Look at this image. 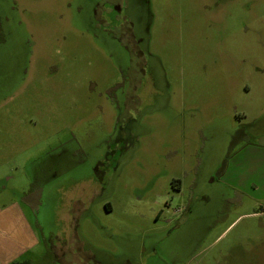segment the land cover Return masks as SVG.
I'll list each match as a JSON object with an SVG mask.
<instances>
[{
    "label": "rangeland",
    "instance_id": "374dc122",
    "mask_svg": "<svg viewBox=\"0 0 264 264\" xmlns=\"http://www.w3.org/2000/svg\"><path fill=\"white\" fill-rule=\"evenodd\" d=\"M251 142L264 0H0L2 252L264 264V201L220 178ZM258 146L243 178L264 172Z\"/></svg>",
    "mask_w": 264,
    "mask_h": 264
},
{
    "label": "crops",
    "instance_id": "0c3cea01",
    "mask_svg": "<svg viewBox=\"0 0 264 264\" xmlns=\"http://www.w3.org/2000/svg\"><path fill=\"white\" fill-rule=\"evenodd\" d=\"M258 145L262 146L264 144H261L260 142H251V143H246L243 146H240L234 153H232V155L228 157L227 160H225L224 168H223L220 178H222L225 184H230L229 187H231V189H233V191H236L238 194H241L242 197L245 195L243 192L244 190L246 191V194L249 197H252L254 200H258L260 205H262L264 201V192L260 189H264V184H263L264 172H262L263 174L261 175V177L256 176L257 178H255L254 171L249 170V175L246 178L242 177V172L247 168V166L251 165L254 161H256L255 160L256 157H259L258 155H260L259 153L261 152L259 150L261 149L259 148ZM257 150H258V155L256 152ZM241 179L246 180V181L242 183ZM33 192H34L33 190L29 191L30 194L28 196L25 195V197L22 198L23 199L22 203L25 206H29L34 203L32 199H34L36 195ZM4 209L7 212L8 205L6 206L5 204L0 205V211ZM7 223H11V222H9L8 220L0 219V227L3 224H5L3 225V227H7L9 225ZM27 249H28L27 244H20V248H18L17 250H14L15 252L14 254L13 252L10 254H7L5 252H2L7 249H4V250L0 249L1 251L0 252V264H10L13 260H17L18 258L19 259L22 258L23 262H25L26 264H30V261L22 257L24 255V252ZM60 254H64V253H60Z\"/></svg>",
    "mask_w": 264,
    "mask_h": 264
},
{
    "label": "trees",
    "instance_id": "16d2710c",
    "mask_svg": "<svg viewBox=\"0 0 264 264\" xmlns=\"http://www.w3.org/2000/svg\"><path fill=\"white\" fill-rule=\"evenodd\" d=\"M106 209H107V207H106ZM10 264H26L25 262H23L22 260L20 261V260H13Z\"/></svg>",
    "mask_w": 264,
    "mask_h": 264
}]
</instances>
